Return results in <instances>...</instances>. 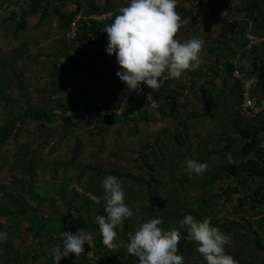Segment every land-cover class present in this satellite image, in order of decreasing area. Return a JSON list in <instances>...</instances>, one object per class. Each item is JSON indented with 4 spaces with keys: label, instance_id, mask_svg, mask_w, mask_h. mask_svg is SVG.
Segmentation results:
<instances>
[{
    "label": "trees",
    "instance_id": "16d2710c",
    "mask_svg": "<svg viewBox=\"0 0 264 264\" xmlns=\"http://www.w3.org/2000/svg\"><path fill=\"white\" fill-rule=\"evenodd\" d=\"M51 1L12 0L9 6L12 5L13 8L8 10L6 16H0V23H5L7 26L13 25L11 33L14 35L16 34L14 32L25 26L26 18L29 15L40 12V20H43L46 14L45 6ZM120 1L121 4L124 2L129 4L127 0ZM191 2L189 7H185V4L178 2L175 10L180 17L179 22L191 17L189 24L193 28H197L198 21H201L195 18L198 16L195 11L197 2L205 5L206 15L208 16L220 14L224 11L235 18L233 20L235 29L231 31L229 37L225 35L215 37L201 32L203 33L202 37H204L202 48L205 46V52L216 57L215 61L209 63L212 69L216 62L221 61L219 65L220 72H218V68L215 69L214 74L208 77V80L211 81L213 78L220 76L224 85L231 82V86L226 88L227 91L224 92L223 96V101L226 104L223 108L231 107L232 109L226 122L225 133L236 134L237 138L235 140L242 143L236 149V153H233V158L228 157L225 152H227L226 149L229 146L236 144L234 139L226 141L224 138L226 145L217 151L210 152L204 149L203 146H207V140L202 138L201 148H196L194 160L205 162L211 153H217V162L212 163L210 166L207 165V170L202 173L204 178L201 180H197L198 175L196 174L189 175L187 167L179 175L175 174L176 160L183 159L181 147L190 138L187 133L189 127L186 121L182 120L177 123V127L181 125V131L177 130L178 128L171 132L162 131L163 134L168 135V139L165 137L160 138L157 135L151 144L142 145L137 151L130 149L133 152H138L141 161L143 160L139 167L146 172L145 175H133L126 168L122 169L119 161H109L103 166L79 163L78 159L85 149V143L76 135L70 148L69 160L65 162V165L72 169H79L78 174L68 177L62 175L58 183L47 182L50 184L39 186L33 184L34 152L31 153V150L25 149L18 159L20 177L13 178L11 185L2 186L3 192L0 195V216H5L7 219L6 222L0 221V231L7 233V238L0 240V264H56L54 249L57 246L63 247L64 231L75 233L81 228H84L90 236L89 242L92 245L89 246L85 243L84 252L78 256L73 253L67 257H62L59 264H137L138 258L128 251L129 234L133 233L139 226V224L136 225V222L142 223L157 215L161 217L160 224L164 230L177 229L179 231L178 249L179 253L183 255L184 264H196L197 262L194 260L200 264H206L202 255L197 251V242L187 238V227L180 226V222L187 214L193 215L197 220L208 217L213 226L229 234L231 241L224 247L226 252L232 255L238 264H264V236L262 235L264 233V144H262L264 141V111L250 118L239 113L236 106L241 102L242 84L239 79L233 76L236 69L243 72L253 82L252 94L264 97V41L260 47L256 44L248 46V42L253 35L264 37V0H243L239 6L231 10L224 5H216L214 0H191ZM45 3L46 5H44ZM90 4H93V2ZM118 6L120 4L116 5V7ZM110 9L109 0H106L105 4L100 7L89 6L84 8L82 15L87 16L89 19L80 18L77 34L74 38L78 39L83 31L85 34L96 32L98 34V44L106 46L107 33L103 32L102 29L105 25L113 22L117 15L116 9L113 12L111 11L110 16L103 20H94L90 15L106 13ZM79 11H81V6L78 4L73 11L63 14L64 23L69 26L71 20ZM24 49V45L15 46L12 52L10 51V55H4L2 62L0 61V78L9 81L11 78L16 77L18 79L17 85L22 86L21 74L17 73L14 61L17 57H21ZM239 52V60L235 63V56L239 55ZM100 53L105 55L106 51L101 50ZM202 64L200 62L197 67L187 69L189 73H192L191 79L195 72L200 73L199 66H202ZM88 66H81V68L93 71L94 79H96V67L101 70L100 68L103 65L93 64ZM117 67L119 68L117 65L116 70L114 68L115 71L109 72V76L105 75V87L102 89L105 92L101 91V102L98 105L92 103L76 104L75 98L63 101L54 100L55 104L53 106L55 108L44 110L37 106L36 109L9 118L1 124L0 160L4 159L2 149L8 145V139L17 121L25 122V119L38 121L40 126L44 128L47 137L54 135L57 125H61L66 133H72L76 129L73 126L83 125L84 128L87 124L90 126L83 118L67 114V111L76 107L85 109H105L109 107L119 87L123 84L115 74ZM57 71L59 70H55V77L52 78L50 86L44 87L43 93L48 99H50L49 95L51 93L57 92L62 86L60 79L62 76L59 77V75H64V73L58 75ZM101 72L99 71L98 74H101ZM203 82L198 86V90L203 104L202 115H207L218 106V103L212 101ZM171 86L172 77L168 76L166 82L155 95L158 106L151 108H156L159 111L160 118H176L182 114L184 105H186L185 102L179 101V97L184 95L185 90L189 87L181 85L171 89ZM0 88L4 89V84L1 81ZM148 107L150 106L145 98H130L120 114L104 115L96 119L92 127L86 126L85 131L88 133L90 140H99L100 147H103L104 143L101 142L100 138L106 135L112 124L122 123L124 119L129 118V113L132 110L136 118H131V120L134 119L137 123L157 121L158 119H151L148 115ZM195 134L200 137L197 132ZM116 143L117 140H115ZM22 148H25V145ZM25 154L32 155L28 159H24ZM148 157H151L152 160L149 161ZM166 162L168 165L165 167ZM85 172H88V177L85 179V183L78 188L76 182L80 183ZM164 172H167L168 179ZM108 174L115 175L121 182H130V185L123 186V189L125 191V202L133 211L131 217L123 220L121 227L116 226L118 235L113 241L115 247L112 248L103 244L99 226L95 220L97 215H107L102 180ZM53 175L56 176L55 172H53ZM224 178L228 180L226 187L220 191H213L212 185L215 180ZM51 184L56 185V191L52 195H46L47 191L50 190L49 185L52 186ZM167 184L170 186L167 190H164ZM199 184L203 188V193L197 198L198 204L191 207L182 204L181 199L183 194L186 193L187 187ZM171 191L174 192L172 198H170L171 195L169 196ZM90 194L96 195L98 199H94ZM236 194H238L237 197ZM56 201H59L60 205ZM220 201L221 207L216 210L212 209ZM33 204H36L39 208L46 207L48 215L39 214V209ZM226 204H231L234 209L231 212H228V210L224 212ZM21 215H27L29 225L26 230L31 232L36 244L32 245L33 242H31L29 245L22 244L16 248L12 244V239L20 232V229H17L16 226L22 219ZM53 234L55 235L53 236ZM49 242L52 244L56 242L54 249H49Z\"/></svg>",
    "mask_w": 264,
    "mask_h": 264
},
{
    "label": "rangeland",
    "instance_id": "374dc122",
    "mask_svg": "<svg viewBox=\"0 0 264 264\" xmlns=\"http://www.w3.org/2000/svg\"><path fill=\"white\" fill-rule=\"evenodd\" d=\"M178 2L183 5L185 4V7H189L192 3L191 0H176V5ZM214 2L216 5L221 4L231 10L236 6H239L243 0H214ZM116 3L121 5L120 0H117ZM195 11L198 13V16L195 18L201 20L198 21L199 23L197 26L198 32L201 36H203V33H206L215 37H218L219 35H225L228 37L229 34L231 35V31L235 29V24L233 21L235 18H233V15L222 11L220 14L208 16L206 15L205 5L201 2H197L195 5ZM32 23V20L28 23L30 29V25H32ZM0 25V61L2 62L4 55H10V51L12 52V49L14 48V45L18 39H27L29 30L25 29L24 32H21L19 29L17 32H14L16 34L12 35L11 31H13V25L7 26L5 23H0ZM189 28H191V24H189V21L185 20L184 23L179 25L177 32L178 34L180 32L183 33ZM263 40L257 42L250 41V43L256 44L258 47H260ZM26 46L27 45H24L25 49L22 51L21 57H17L14 61L16 64L17 73L21 74V83L22 86L24 85V87L20 86L19 84L17 85L18 79L16 77L11 78L9 81H5V79L0 78L1 83L4 84V89L0 88V125L6 122L9 118L23 113H28L31 109H36L37 106L44 110L55 108V106H53L55 104L54 100L63 101L75 98L76 104H84L88 103L86 101H89V103L98 105L101 102L100 93L105 87L106 80H104V77H106L105 75L109 76V72L113 71V68L118 65L115 55L110 56V58L107 60H103L106 62H102L103 66L100 68L102 70L101 74H95L97 79V82L94 83L95 86L93 84L90 85V82H93V77L91 75L92 72H89L87 69H74L76 75L71 73L69 77V73L67 74V72H65L64 75H66V79L63 82L64 86L59 90V92L57 91L50 94V99H48L43 91L44 87L50 86L52 76L49 70L52 69V65L43 62L44 55H37L34 49H26ZM205 49L206 48L204 46V48L200 50V58L201 62L203 63L202 66H199L200 73L198 74V72H195L192 79V73H187L180 77L181 80L184 77L186 82H179L180 85L178 87L183 84L189 85V89L184 92V95L179 97L180 102L186 103L182 110V114L173 119L160 118L159 111L156 108L148 107L147 113L149 114L150 118H156L158 119L157 121L151 120L149 122L137 124L134 119L129 120L127 118L126 120H123L122 123H114L108 128L106 135L100 138L101 142L104 143L103 147H100L99 140H90L88 133L85 131L86 126L92 127L93 123H89L90 126H88V124L85 125V128L83 125L78 127L73 126L76 129L72 133H66L61 125H57L54 135L52 137H47L45 136L44 128L40 126L38 121L30 119H25V122L17 121L15 128L8 139V145L2 149L4 159L0 160V195L3 192L2 186L11 185L13 178L20 177L18 159L20 158V154L23 153L25 149L31 150V153L34 152L35 155L33 160L34 185L46 186L52 182L58 183L62 175L68 177L70 175L78 174L79 169H72L68 167V165H65V162L69 160L68 157L70 156V148L75 141L76 135H78L85 143V149L78 159L79 163H89L103 166L109 161H119L121 168H126L127 171L133 175H145L146 172L143 168L139 167L143 160L141 161V157L138 152H133L130 149L137 151L140 146L151 144L157 135L160 136V138L165 137L168 139V135L163 134L162 131L164 130L171 132L175 128H178L177 130L181 131V125L180 127H177V123H180L182 120L186 121V124L189 127L187 129V133L189 134L190 138L188 142H186L185 145L181 147V150L183 151V154L181 153L183 159L176 160V165L174 168L175 174L179 175L185 171L186 160L188 158L195 159V150L196 148H201L200 144L202 138L207 140V146H203L204 149L210 152L217 151L225 146L226 142L223 140L224 138L226 141L234 139L236 144L229 146L226 149L227 152H225L228 157L233 158V153H236V149H238L242 143L239 140H235L237 138L236 134L234 135L225 133L227 126L226 122L230 117V110L232 109L231 107L223 108L226 106L223 101V96L224 92L227 91L226 88L231 86V82H228L227 85H224L220 76L213 78L211 81L208 80V77L214 74L213 71L215 69L218 68V72H220L219 65L221 61L216 62L212 69L209 63L210 61H215L216 57L215 55H209V53L205 52ZM239 56L240 52L239 55L235 56V63L237 60H239ZM72 67L76 66H71L70 68ZM69 70L72 71V69ZM96 73H99V69L97 67ZM189 79L191 80V86L190 82H188ZM204 79H206L207 82L206 80L203 82ZM202 82L205 83V87L212 101L218 103V106L212 109L211 113L207 115H202L203 104L200 91L198 90V86H200ZM88 88L91 89L89 92L93 91L91 95L86 94ZM102 92H105V90ZM195 132H197L200 137H198ZM221 138L222 140H220ZM115 140H117L116 144ZM24 145L25 148H22ZM145 150L147 151V149ZM31 155L32 154H25L23 158L28 159ZM148 160H152L151 157H148ZM205 162L208 166L217 162V153H211ZM167 165L168 163L166 162L164 166L166 167ZM53 172H55L56 176L53 175ZM164 173L168 179L167 172ZM87 174L88 172L84 173V175L81 177L80 183L76 182L78 188L85 183V179L88 177ZM203 178V174L197 176V180H201ZM119 182L124 187L130 185V182L128 181ZM227 182L228 180L226 178L215 180L214 184L212 185V190L220 191L224 189L227 185ZM51 185L52 186L49 185L50 190L47 191L46 195H52L55 193L56 185ZM169 186L170 185L167 184L165 186L166 189L164 190H167ZM202 193L203 188L200 184L188 186L186 193L183 194L181 199L182 204H185L188 207L197 205V198ZM172 194H174V192L171 191L169 194V196L171 195L170 198H172ZM90 195L94 199H98L96 195ZM235 196L237 197L238 194ZM56 203L60 205L59 201H56ZM220 204L221 201L212 209L216 210L220 208ZM33 205L39 209V214L48 215V212H46V207L39 208L36 204ZM233 209L234 207L231 204H226L224 207V212H226V210L231 212ZM253 216L255 217V215ZM21 218L22 219L20 220L18 226H16L17 229H20V232L12 239V244L16 248L22 244L29 245L31 242H33L32 245L36 244L32 238L31 232L26 230L29 225L27 215H21ZM0 221L6 222L7 219L5 216H0ZM122 224L123 221L117 227H121ZM138 224L140 223L136 222V225ZM54 235L55 234H53V236ZM262 235L264 236V233H262ZM89 244V246L92 245L90 242ZM55 245L56 242H53V244L49 242L48 247L51 250L54 249ZM194 261L197 262L196 264H200L198 261Z\"/></svg>",
    "mask_w": 264,
    "mask_h": 264
},
{
    "label": "clouds",
    "instance_id": "9594fccd",
    "mask_svg": "<svg viewBox=\"0 0 264 264\" xmlns=\"http://www.w3.org/2000/svg\"><path fill=\"white\" fill-rule=\"evenodd\" d=\"M175 9L176 0H129L113 22L104 26L108 41L106 53L115 54L120 65L116 75L129 91H142L141 82L156 91L165 72L169 77L179 78L185 70L200 64L204 37L176 38L180 17ZM151 96L149 94L148 99ZM186 167L189 175H200L207 170V163L188 158ZM102 187L107 215H97L95 220L103 244L112 248L118 235L116 226L131 217L133 211L125 202V191L118 177L106 175ZM160 221L157 215L140 223L129 234L128 251L138 258L137 264H184L178 249L179 231L164 230ZM180 226L187 227V238L197 242V251L206 264H238L224 247L230 243V235L213 226L208 217L197 220L187 214ZM63 235V247L54 249L56 264L62 257L84 252V245L90 240L84 228L75 233L64 231ZM6 238L7 233L0 231V240Z\"/></svg>",
    "mask_w": 264,
    "mask_h": 264
},
{
    "label": "crops",
    "instance_id": "0c3cea01",
    "mask_svg": "<svg viewBox=\"0 0 264 264\" xmlns=\"http://www.w3.org/2000/svg\"><path fill=\"white\" fill-rule=\"evenodd\" d=\"M10 1L12 0H0V16L3 17L6 16L8 10L13 8L12 5L9 6ZM109 1H110L111 9L108 11L113 12L116 9V14H119V11L123 6L128 5L123 1L124 2L123 4L116 7V5L118 4L116 3L117 0H109ZM91 2H93V4H90ZM105 2L106 0H52L50 3L47 2L48 3L47 5L46 3L44 4L46 5L45 6L46 14L43 17V20H40V16H41L40 12L37 14L29 15L26 18L27 20L26 24L23 28L20 29V31L24 32L25 29L29 30L27 39L26 40L18 39L14 47L27 45L26 49H31V50L34 49L37 55H42V56L44 55L43 62L52 65V69H50L49 71L53 79L55 77L56 69L59 70L57 71L58 75L62 72L63 73L67 72V74L69 73L68 74L69 77L71 73L76 75L74 69H82L81 66H88V65L90 66L93 64H97L98 66H100L102 65V62H106L103 60L105 59L107 60L108 58H110V56H114L115 54L113 53L112 55H109L106 53L105 55H101L100 51L105 50L106 46H101V44H98L97 42L98 34L96 32L85 34L83 31L78 39L72 38L69 35V26H67L66 23H64L63 21L64 18L62 17V15L70 13L79 4L81 6V11H79L77 15L84 16L82 15L84 8H87L89 6L100 7L103 6ZM87 3H89V5H87ZM77 15H75L74 17H76ZM81 18L85 19L84 17ZM31 20L33 21V23L32 25H30L31 27L30 29L28 23ZM102 31L105 32L103 29ZM197 35L201 36L200 33L198 32V28L191 27L188 30L184 31L183 33L180 32L178 34L177 32L176 38L183 40ZM229 36L230 34L228 35V37ZM55 65H57L58 67ZM71 66H76V67L70 68ZM118 66L120 68V65ZM68 68L72 69V71L69 70ZM99 71L101 72V70ZM187 73H189L187 70L184 71L182 73L183 75L181 74L180 77L184 76ZM91 75L93 77L92 79L93 82H90V85L93 84L95 86L94 83L97 82V79H94L93 71ZM60 76H62L60 78L62 81V86L59 88V90L64 86L63 82L66 79V75H59V77ZM180 77L172 78L173 84L171 86V89H173L174 87L177 88L180 85L179 82H184V83L186 82L184 80V77L182 80L180 79ZM188 82H190V79L188 80ZM184 85L186 84H183L182 86ZM186 86L187 88L189 87V85ZM89 90L91 89L88 88L86 94L91 95L93 91L89 92ZM186 91L187 89L185 90V92ZM86 102L89 103V101ZM129 115H130V117L128 118L129 120H131V118H134L135 117L134 111L132 110L129 113Z\"/></svg>",
    "mask_w": 264,
    "mask_h": 264
},
{
    "label": "built area",
    "instance_id": "2783aa9c",
    "mask_svg": "<svg viewBox=\"0 0 264 264\" xmlns=\"http://www.w3.org/2000/svg\"><path fill=\"white\" fill-rule=\"evenodd\" d=\"M110 14L111 12L108 11L106 13L93 14L90 17H92L95 20H103L106 17L110 16ZM80 17L81 15H77L70 22L69 35L71 37H74L77 33V23ZM83 17L87 18V16H83ZM190 19L191 17H187L178 23L180 25L181 23H184L185 20L190 21ZM263 39L264 37L253 35L248 42V46L255 45L253 43H250V41L257 42ZM233 76L239 79L240 83L242 84L241 102L238 104V106H236V109L239 111V113L250 118V117H254L257 114L263 112L264 111V97H258L252 94L253 82L251 81V79L245 76L243 72H240L237 69L234 70ZM167 78H168V75H167V72H165L161 77L160 86L156 91H154L147 85L143 84V82H141L142 91H139V92L129 91L127 89L126 84L123 82V84L119 87L116 96L111 101L109 107L105 109H99V108L85 109L83 107H76V108L69 109V111H67V114L77 115L78 117L83 118L87 123L94 124L96 119H99L100 117L104 115L120 114L126 107L130 98L137 99L138 97H143L148 102L150 107H157L158 101L155 95L157 94L158 90H160L161 86L166 82ZM149 94H151L152 96L149 97L148 99ZM262 144H264V141L262 142Z\"/></svg>",
    "mask_w": 264,
    "mask_h": 264
}]
</instances>
